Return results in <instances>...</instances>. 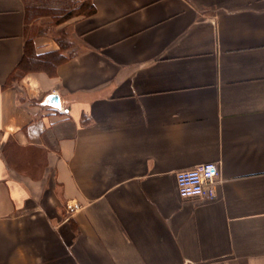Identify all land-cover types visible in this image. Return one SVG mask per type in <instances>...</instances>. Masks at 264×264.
I'll return each mask as SVG.
<instances>
[{"label":"crops","instance_id":"crops-1","mask_svg":"<svg viewBox=\"0 0 264 264\" xmlns=\"http://www.w3.org/2000/svg\"><path fill=\"white\" fill-rule=\"evenodd\" d=\"M82 1L11 86L59 47L0 0V264H264V0ZM206 163L217 197L180 198Z\"/></svg>","mask_w":264,"mask_h":264},{"label":"trees","instance_id":"trees-1","mask_svg":"<svg viewBox=\"0 0 264 264\" xmlns=\"http://www.w3.org/2000/svg\"><path fill=\"white\" fill-rule=\"evenodd\" d=\"M40 1L43 3L44 0H40ZM72 1H73L72 2L73 7L77 6V8L75 9L74 7V10H70L69 13H66L67 14L66 17L68 19L73 17V14L76 16L92 15L95 11L93 5L89 1H82V0H72ZM28 2L29 1L27 0V4H28L27 12L28 14H30V16L40 17L43 15H48V14H44L45 13L44 10H46L47 8L42 9V7H38V6L36 7L35 4H30ZM60 2L66 5L65 3H68V2L70 3V0H62ZM59 14L60 13H58V15ZM33 41L34 40L32 37H30L26 41L25 55L21 63L19 64L16 72L10 78L11 86H14L16 84V81L20 82L21 77L26 73L44 71L48 74H54L58 65L65 62L66 60H68V58L74 55V53L73 54L70 53L69 55H66L63 53V51H67L66 49H68L66 47L67 45L64 39H62L59 42L60 44L59 50L51 51V52H48L42 55H38L36 53L35 45Z\"/></svg>","mask_w":264,"mask_h":264},{"label":"rangeland","instance_id":"rangeland-1","mask_svg":"<svg viewBox=\"0 0 264 264\" xmlns=\"http://www.w3.org/2000/svg\"><path fill=\"white\" fill-rule=\"evenodd\" d=\"M28 1H29L28 3L30 4H35L36 7L38 6V7H42V9L45 8L48 9V10L47 9L44 10L45 12L44 14H48V15L40 16L42 18L37 17L38 19L36 23L40 25L41 31H34L33 35L35 36L37 33L38 34L41 33L40 35H45V37L54 40L57 43L59 49H60L59 42L62 39H64L67 45L66 47L68 49H66L67 51H63V53L66 55H69L70 53L72 54L75 53V42L72 41V32H71L72 28L67 24H70V22L74 21L76 18L82 15L76 16L73 14V17H71L70 19L66 17L67 16L66 13H69L70 10H74V7L75 9L77 8V6L73 7L72 5L73 1L70 0V3L69 2L65 3L66 5L60 2L62 0H44L43 3L40 0H28ZM58 13L60 14L58 15ZM73 18L75 19L70 21L69 23H66ZM36 28L38 29V27ZM43 101L45 102L46 99H44Z\"/></svg>","mask_w":264,"mask_h":264},{"label":"built area","instance_id":"built-area-1","mask_svg":"<svg viewBox=\"0 0 264 264\" xmlns=\"http://www.w3.org/2000/svg\"><path fill=\"white\" fill-rule=\"evenodd\" d=\"M220 164L206 163L190 170L180 171L176 175L177 189L180 198L217 197L216 188L220 182Z\"/></svg>","mask_w":264,"mask_h":264},{"label":"water","instance_id":"water-1","mask_svg":"<svg viewBox=\"0 0 264 264\" xmlns=\"http://www.w3.org/2000/svg\"><path fill=\"white\" fill-rule=\"evenodd\" d=\"M48 101L51 107L56 109L61 108L60 97L58 95H50Z\"/></svg>","mask_w":264,"mask_h":264}]
</instances>
